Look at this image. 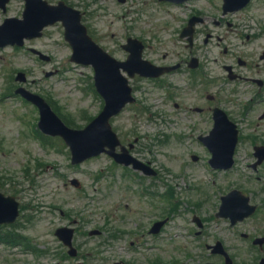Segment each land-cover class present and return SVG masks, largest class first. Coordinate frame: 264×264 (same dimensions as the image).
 Instances as JSON below:
<instances>
[{
    "label": "rangeland",
    "instance_id": "374dc122",
    "mask_svg": "<svg viewBox=\"0 0 264 264\" xmlns=\"http://www.w3.org/2000/svg\"><path fill=\"white\" fill-rule=\"evenodd\" d=\"M211 2L215 0H199L188 5L175 6L162 0H127L125 4H120L117 0H99L96 5H92V10H96L95 13L99 18L93 20L91 26L96 31L99 44L118 60H125L126 55L121 47L126 43L127 37H135L145 41L149 46L146 57L153 59L166 56L167 64H175L179 62V57L188 60L192 53L179 40V32L184 26L183 19L191 13V8L207 13L208 9L205 8L211 7ZM256 5L248 15H254L256 18L260 15L264 16V9H261L264 6ZM18 6L17 2L14 3V7ZM233 19L238 23H241L239 20L245 22L242 14L234 16ZM219 34L225 36L226 40L218 43L214 40L208 46L203 45L201 41L204 39L200 36L199 44L203 48L194 50V54L203 60L205 73L212 78L223 79L225 75L223 66L235 61L233 54L235 57H245V53L242 54L241 50L248 54H256L259 51L257 43L247 45L240 50L238 48L240 42L237 44L238 42L235 41L236 46H232L229 41L231 38L227 37L225 31H220ZM225 47L229 51L227 55L224 52ZM29 48L41 50L49 55L51 62H43L36 58ZM71 55V49L65 42L60 27L48 30L42 40L27 43L22 51L17 52L14 48L0 49V178H3V182L8 179L9 186L7 185L6 189L9 190L10 187L11 190L18 192L22 204H25L22 218L14 228L16 232H20L19 235L24 241L23 247L21 250H12L4 246L5 243H0V264H71L72 262H55L53 255V250L59 249L54 238L55 226L65 224L56 209L61 208L74 212L73 214L85 212V216L91 222L94 220L90 227L100 228L104 217L109 215L112 224L108 228L114 229L116 224L113 216L118 211L129 213L140 208L141 200L138 197L137 200L134 193L129 192L127 183L119 178L122 171L115 172L117 175L115 179L111 176L99 179L100 171L109 173L108 159H95L80 168L71 169L70 154L64 146L52 141L45 147L46 145L38 137L40 135L38 129L35 131L34 128V124H38L39 120L38 111L15 95V91L23 85L16 82L17 75L24 73L28 80L25 84L27 90L40 94L52 102L68 122L84 127L91 117H96L102 111L103 102L92 89L93 69L73 64ZM252 60H254L252 62L257 61ZM48 73L55 74L47 77ZM184 77H186L185 73H177L172 74L167 80L178 88L183 84ZM138 85L141 86L142 96L139 104L128 108L114 120L113 125L118 133L122 132L126 138L130 137L132 140L136 133L142 138L143 145H154L155 166L167 169L164 173L165 179L170 180L171 185L180 187L176 191L181 192L189 186L187 174L196 177L193 183L202 185L213 201H217V198L212 187L209 186L211 180L215 181L214 189L222 191L221 189L227 188V181L246 177L242 173L245 171L247 175L251 174L248 180L244 178L247 188L254 186L253 172L241 166L245 164L253 146L249 139L246 138L240 146L238 167L235 168L234 174L230 177L223 175L213 177L203 161L195 163L191 160L192 153L196 152L202 158L204 151L195 139L185 140L186 142L183 143V138L178 137L185 131L182 129L184 122L175 114L173 103H169L168 106L163 104L161 97L164 91L161 89L157 91L153 82H141ZM229 87L231 86L228 85L227 88ZM239 90L245 91L246 86L240 87ZM186 92L189 91L186 89ZM186 92L181 95L182 98L189 97ZM208 92L213 93L211 89ZM242 98L245 100V96ZM136 107H141L140 112L144 108L150 109L151 112L139 115L140 112H136ZM153 110L154 112L162 110L164 117L161 121L165 119L163 123L153 120L150 115L153 114ZM263 112L264 105L257 107L255 113L244 122L243 129L253 122L254 125H261L264 130V120H260ZM253 127H248V130H251L250 134L256 130ZM35 132L37 136L34 135ZM159 133H165L171 138L157 143L153 138ZM159 139L163 140L165 137ZM259 140H264V137ZM57 175H61V178L56 177ZM72 178L80 181L82 189H77L71 184ZM122 193L127 194L121 197ZM198 196L199 193L189 192L185 197L194 199ZM127 215L126 224L131 227L130 215ZM139 217L134 214L131 221ZM145 217L149 221V218ZM178 226H180L179 220L175 218L169 229L177 232L180 230ZM222 227L215 225V230H220ZM12 234L18 233L4 232L3 236L9 237ZM174 240H171L167 247L172 257L179 253L174 249V244L177 243ZM100 241L102 242L100 239L92 240L89 248L97 250L101 245ZM27 242L30 244H26ZM35 247L37 256L34 254ZM112 249H107L106 252L105 249L100 248L99 252L103 254L101 258L104 259L94 263L112 264Z\"/></svg>",
    "mask_w": 264,
    "mask_h": 264
},
{
    "label": "flooded vegetation",
    "instance_id": "af4514ba",
    "mask_svg": "<svg viewBox=\"0 0 264 264\" xmlns=\"http://www.w3.org/2000/svg\"><path fill=\"white\" fill-rule=\"evenodd\" d=\"M46 1L51 5L64 2L68 6L82 11L84 14L83 19L89 25L88 22L93 15L88 4L89 0L78 2L73 0ZM16 2L19 5L18 7H14ZM24 7L25 3L23 0H11L5 11L0 10L1 22L6 18L20 19ZM246 39H250V36H247ZM255 42L259 43V55L256 62L250 63L246 60L237 59L236 64L240 68H236L234 63L225 67V69L231 67L232 74L230 76L237 77L234 83L241 81L243 84H247L248 89L245 93L244 102L239 100L241 96L239 91L226 94L225 97L215 94V96L206 95L203 98L199 92L200 86L194 87L193 92H186L189 97L181 98L182 103L176 105L182 112L184 121L189 123L185 124V129L188 133H209L213 122V113L218 107L226 110L231 118L242 123L245 120L248 121L250 115L255 113L257 107L264 105V31L258 37H254L253 43ZM240 69H244V71H240ZM228 80H230L229 77ZM209 84L212 83L210 82ZM238 100L240 103H237ZM263 118L264 112L260 116V120ZM249 125L250 128L253 127L252 123ZM256 134H258L257 130L251 133V135ZM140 139L136 138V146L131 149L130 153L136 159L155 170L157 169L158 174L156 177L146 175L143 171L134 170L133 167H123L116 164L113 160L111 161L113 166L125 173L119 175V178L125 184L127 183L129 192H133L134 197L136 199L138 197L141 200L138 210H132L129 213L118 211L114 215V223L117 228L121 229L115 238V246H118L116 253L119 259L122 260L126 257L128 264H261V262H264V243L262 245L255 243L257 239L264 238L263 204H259L260 210L257 219L256 217H254L255 219H246L236 225H232L229 220L217 218L212 206H206L207 204L193 206V211L179 209L169 212V205L164 199V194L166 195L167 191L166 187H168L164 183V173L167 172V169L165 167H159L160 169L155 167L152 157L153 150L144 146L140 147ZM127 143V146L131 144L129 141ZM132 178L140 184L139 191L136 188L133 190L131 185L128 184V182L132 183ZM126 194L122 193L121 197ZM154 199L158 200L156 205H154ZM184 204V202L180 203L178 208H183ZM156 213L157 215H155ZM127 214L130 215L131 227L126 224ZM134 214L140 217L131 221ZM61 215L66 219L75 217L74 222H78L83 226L85 224L82 218L75 216L73 212L69 216L63 212ZM144 215L149 218V221L146 220ZM175 216L180 219V226H178L180 233L177 235L180 240L176 248L179 253L177 256L172 257L167 247L171 240V235H173V232L169 229L172 222L171 219ZM189 216L191 218L187 219ZM161 221L166 223L157 233H153L154 225ZM221 222L224 226L220 230H215L214 223ZM125 230L129 232L125 233ZM79 233L80 231L77 230L76 236ZM101 235L103 238L106 237L105 230ZM79 243L82 244L83 242ZM216 248L218 249L215 250ZM219 250L225 252L230 257L231 262H227L225 254L219 253ZM255 250L258 252L256 257L253 254Z\"/></svg>",
    "mask_w": 264,
    "mask_h": 264
},
{
    "label": "water",
    "instance_id": "95a60500",
    "mask_svg": "<svg viewBox=\"0 0 264 264\" xmlns=\"http://www.w3.org/2000/svg\"><path fill=\"white\" fill-rule=\"evenodd\" d=\"M9 0H0V6H3ZM27 10L24 21L10 20L0 27V47L7 45L23 46L25 39H34L41 37L44 28L50 24L62 20L66 27V39L71 43L74 49L72 61L92 65L96 73V86L100 94L106 100V109L89 127L83 131H72L67 129L58 117L52 112L51 108L43 99L37 96L25 94L34 101L41 110V127L44 132L53 135H61L66 143L71 147L73 153V163H80L84 160L97 156L104 151V148L110 147L114 150L117 145V139L109 125V120L123 109L130 101L131 90L128 87L127 80L120 74V69L124 68L133 75L136 71L144 76H158L159 73H153L141 60V51H134L130 61L120 64L105 54L93 41L87 36L86 29L80 24L78 17L63 14L62 8H48L42 5L39 0H26ZM233 6V9L242 7L249 0H225ZM47 16H43L45 13ZM67 16H71L68 20ZM138 47H136L137 49ZM43 59L49 60L42 56ZM135 65L133 68L130 66ZM136 67L138 69H136ZM19 80L25 81L24 75L19 76ZM237 144V131L224 116L218 118L217 127L214 130V136L208 145L213 150L215 159L223 161L226 168L232 166V157ZM246 205V201L226 199L222 207L223 215L233 210L237 204ZM18 215V205L12 199H5L0 193V223H11Z\"/></svg>",
    "mask_w": 264,
    "mask_h": 264
}]
</instances>
